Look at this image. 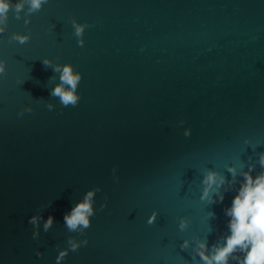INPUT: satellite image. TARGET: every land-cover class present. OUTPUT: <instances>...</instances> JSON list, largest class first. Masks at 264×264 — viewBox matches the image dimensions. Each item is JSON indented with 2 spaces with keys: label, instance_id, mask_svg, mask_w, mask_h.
<instances>
[{
  "label": "water",
  "instance_id": "1",
  "mask_svg": "<svg viewBox=\"0 0 264 264\" xmlns=\"http://www.w3.org/2000/svg\"><path fill=\"white\" fill-rule=\"evenodd\" d=\"M28 8L12 0L0 34V264H56L69 236L87 244L61 264H203L198 245L206 255L222 246L241 173L264 171V0H48L26 16ZM73 19L88 25L79 38ZM45 58L81 74L77 106L50 96L59 73ZM207 172L224 183L201 200ZM94 188L91 226L68 232L64 214ZM213 190L223 202H211ZM36 214L54 224L45 233L41 220L33 239Z\"/></svg>",
  "mask_w": 264,
  "mask_h": 264
},
{
  "label": "clouds",
  "instance_id": "2",
  "mask_svg": "<svg viewBox=\"0 0 264 264\" xmlns=\"http://www.w3.org/2000/svg\"><path fill=\"white\" fill-rule=\"evenodd\" d=\"M29 4L28 12L26 16L36 13L41 10L42 5L48 3V0H27ZM12 6V0H0V34H3L7 27V13ZM23 3L17 2L15 5L16 12L19 13L23 10ZM19 15L16 19H20ZM30 21L25 19V25ZM74 28V35L79 38L83 35L84 30L88 25L78 24L74 19L71 21ZM28 35L13 34L11 40L18 41L20 44H24L29 40ZM79 46H83V40L78 39ZM42 64L45 67H51L54 73H59V83L50 91V96L57 97L60 104L63 107H75L77 106L80 96L77 94V87L81 81V74L79 72H73V66L71 64L55 65L51 64L48 59H43ZM5 62L0 60V75L5 74ZM54 77H50L49 81ZM51 108V105H49ZM30 111V110H29ZM22 115V113H21ZM187 136L188 133L186 132ZM248 141H245L247 143ZM259 165L264 169V154L259 156ZM230 173L234 172V169L229 168ZM253 167L250 165L247 172H242L243 181L240 184L237 194L234 196L231 207L224 209V213L230 219L227 223L228 234L222 236V246L212 245V253L206 255L205 251L208 248L206 243H200L198 245L197 255H199L203 264H229V259L235 261V264H264V171L255 177L252 176ZM217 174L214 172H207L202 179L204 187L201 200L209 198V189L213 185H216L218 189L220 185L224 183L221 179L220 184H216ZM101 191L99 188L88 190L81 200L76 202L71 208L70 212L64 214V226L70 233L84 234L90 224V217L94 216L93 209L94 197L97 192ZM214 191L217 199H213L212 203H221L224 200L223 194L218 191ZM227 191V190H226ZM105 204H101L100 210H103ZM45 206H41L37 210L40 213L44 210ZM47 207H51L48 205ZM214 216V213H210ZM156 213L153 212L152 216L148 219V224H152L155 220ZM43 220V231L47 233L54 224V218L49 215L46 220L43 216L36 214L28 219V224L33 226L32 238L37 239L39 237L40 222ZM187 224L184 220L180 221L179 227L183 231ZM87 240H77L72 236L67 239L68 247L60 250L56 257V264H61V261L65 259L69 251L76 252L82 245H86ZM187 247V241L181 245V248ZM37 257L42 254L37 251Z\"/></svg>",
  "mask_w": 264,
  "mask_h": 264
}]
</instances>
